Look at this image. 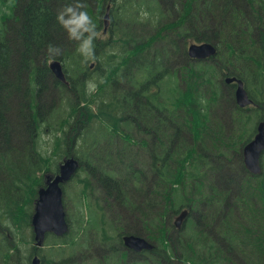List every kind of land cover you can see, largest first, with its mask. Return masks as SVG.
<instances>
[{"label":"trees","instance_id":"1","mask_svg":"<svg viewBox=\"0 0 264 264\" xmlns=\"http://www.w3.org/2000/svg\"><path fill=\"white\" fill-rule=\"evenodd\" d=\"M108 2L112 36L103 42L96 36L92 40L100 78L95 89L87 86L91 79L78 67L67 74L86 58L76 50L81 41L69 37L57 16L80 4L76 10L88 14L97 32ZM4 8L0 225L14 224L23 209L20 224L30 226L37 188L44 186L46 173L57 172L58 164L51 171L44 150L37 148L42 125L60 101L66 99L75 113L77 101H91L103 122L101 133H80L61 157L78 160L84 174L76 181L80 185L76 197L81 207L88 202L91 213L92 228L85 230L86 212L87 219L83 222L81 216L70 241L76 246L87 231L94 227L98 231L91 243L95 253L85 255L86 261L264 264V156L261 175L249 173L241 148L254 128L233 147L230 139L235 133L223 136L226 122L219 114L222 104L234 99L232 84L223 83L227 75L242 79L257 109L264 107V93L257 87L264 83V0H12ZM118 23L119 29L114 28ZM190 40L212 43L216 55L190 59L186 53ZM115 46L119 52L109 50ZM51 59L62 62L68 85L51 75L47 66ZM249 84L255 86L254 94ZM82 109L94 115L89 106ZM246 111L231 109L233 130L241 128ZM70 123L68 119L69 131L64 134L74 130ZM81 146L87 147L77 149ZM27 185L33 189L22 206ZM67 189L63 187V195ZM184 207L188 219L177 230L171 216ZM123 234L145 236L154 247L134 252L122 245ZM64 238L47 237L51 243H68ZM12 247L0 243L1 262L13 258L7 254ZM52 256H43L41 264H79L69 260L73 253L60 261ZM23 258L29 262V255Z\"/></svg>","mask_w":264,"mask_h":264},{"label":"rangeland","instance_id":"2","mask_svg":"<svg viewBox=\"0 0 264 264\" xmlns=\"http://www.w3.org/2000/svg\"><path fill=\"white\" fill-rule=\"evenodd\" d=\"M12 0H0V19L3 17V12L5 11V5L11 3ZM109 5V4H107ZM106 5V6H107ZM105 6V7H106ZM105 7L102 9V12L100 14V21L101 24L99 25V29L97 31L98 35L96 38L103 42L107 40L109 37H111L110 33V24L108 26V32L103 33V20L102 16L105 14ZM93 20L95 18L92 17ZM93 22V21H92ZM114 28L119 29V23L113 26ZM103 33V34H102ZM116 37H118V33L116 34ZM190 42L188 43H191ZM120 43H117L116 45H119ZM80 47L76 48L78 51ZM115 52H119L118 48L115 46L113 49ZM80 52V51H78ZM82 56L85 57L84 54L80 52ZM94 54V50H92V55ZM105 57L101 58V61H104ZM48 64V62H47ZM92 64V67L90 65ZM97 61L94 58H87L84 62L78 63L77 65H73V67L69 68L66 72L68 75L71 74V70L74 67H78L83 72L86 73L87 77L91 79L87 86L91 88H95V84L98 80H100L98 76V70L96 69ZM261 70L264 71V67H261ZM52 74V73H51ZM53 75V74H52ZM54 76V75H53ZM263 85L261 82L258 84V91L260 93L263 92ZM96 89V88H95ZM248 89L252 94L255 93L256 88L255 86L249 84ZM82 98V97H81ZM264 100V97H263ZM76 109L78 110L77 113H75V110L71 107V105H66V99L65 101H60L58 107L53 111L52 116L47 119V122L42 125V127L39 130V134L37 136V148L44 150V155L46 157V164L50 166V170L52 171L55 166L58 164V162L61 160V157L63 155L62 150H69L70 148H67L70 145V142L80 135V133L85 132L89 133L91 136L95 134H100L99 132V126L102 124V119L96 109L94 108L93 102L87 101V102H81L77 101L76 103ZM84 106H89L93 110V114L91 115L87 112H85L82 108ZM264 106V101H263ZM231 109H234L232 104H222L221 110L219 114L222 116L224 121L226 123L222 124V131L223 136H226V134L230 133L231 131H234V135L230 139V145L234 147L235 144H238L240 141H242L245 136L252 132L256 122H257V114L261 113L258 112L257 107H248V111L245 112V117H242L243 124L240 129L233 130L232 125V119H231ZM70 119L71 123L70 125L74 127V130L71 132H68L67 134H64V132L69 131L68 126L66 125V121ZM77 126H81L80 128H77ZM104 126L109 129V127L105 124ZM138 138H142V134L139 132L134 133ZM134 136V135H133ZM240 137V140H239ZM90 139V138H89ZM137 142V139H136ZM134 143V149L137 150V143ZM88 146V145H87ZM86 146V147H87ZM74 147V146H73ZM72 147V148H73ZM85 146L78 147L77 149H86ZM85 158V156H84ZM84 158L81 157V160L84 162ZM81 170V171H80ZM84 173L81 168L78 167L77 172L73 175V177L64 185L66 186L67 193L63 195V201L66 202L65 213L66 218L69 222V231L64 236L65 242H68L66 244L64 243H51L53 240L46 239L43 246H41L40 249H38V257L41 259L43 256L46 258H51L52 253L56 251L63 250V253L60 256H52L54 260L60 261L63 258H66L70 255V253H73V257L71 256L69 260L76 261L79 264H90L89 261H86L85 255H88L90 253H95L91 247V243L98 237V231L97 228H93L91 231H87L85 235H82L79 241H76V246H74L73 243H71L70 240H72V237L75 234V229L78 230V226L82 221H80V218L82 216L83 222L85 219H87L86 212L88 213V221L85 223L86 229H91L92 226L89 223V215H91L88 207V202L83 203V207L80 206L77 194L76 192L80 189V185H77L76 183L77 179L80 178ZM75 186V187H74ZM33 186L27 185L24 187V193L22 197V206L25 204L32 192ZM65 206V205H63ZM33 207V204H32ZM23 209L20 210V213L18 214V217L16 219V222L13 224L12 222H7L9 228L3 229L0 231V243H12L13 247L10 251H7L8 257L12 253L13 258L10 257V259H7L6 261H0V264H20L25 263L26 260L23 258L27 256L28 254L32 255L33 249H32V239H31V229L30 227H24V224H20V221L22 219L23 222ZM178 214V213H177ZM176 214V215H177ZM175 215V214H174ZM174 215L171 216V223H173ZM7 239V240H6ZM83 243L84 246H81L78 244ZM86 244V245H85ZM78 247V248H77Z\"/></svg>","mask_w":264,"mask_h":264},{"label":"water","instance_id":"3","mask_svg":"<svg viewBox=\"0 0 264 264\" xmlns=\"http://www.w3.org/2000/svg\"><path fill=\"white\" fill-rule=\"evenodd\" d=\"M108 8L103 16V33L109 26ZM187 56L195 60H204L213 57L216 54V47L210 42L190 43L186 48ZM49 70L55 79L62 84H67L61 62L53 59L49 62ZM224 84H236L235 101L239 107H245L251 104V100L244 89L242 80L235 76H225ZM242 161L250 173L260 174V158L264 152V114L262 120L256 125V134L242 147ZM79 167L78 161L74 157L65 158L59 165L58 173L53 177L46 175V185L37 190V197L34 202L33 213L31 215L30 225L33 231L35 245L40 247L43 243L45 234L52 232L57 236H62L68 231L66 214L62 204L61 183L71 179ZM188 211L186 209L175 217L174 225L177 229L182 227L185 222ZM123 245L135 252L142 250L150 251L154 245L145 237L139 235H123ZM30 264H40L37 256L31 259Z\"/></svg>","mask_w":264,"mask_h":264},{"label":"clouds","instance_id":"4","mask_svg":"<svg viewBox=\"0 0 264 264\" xmlns=\"http://www.w3.org/2000/svg\"><path fill=\"white\" fill-rule=\"evenodd\" d=\"M82 7L77 4L76 8L66 7L58 14L57 19L61 25L68 31L69 37L81 41L80 51L85 55V58H92V40L98 33L94 31L95 25L91 22L90 17L84 11H77L76 9ZM67 16V18H65ZM87 34V35H85ZM52 47L49 46V51ZM91 87V85H90Z\"/></svg>","mask_w":264,"mask_h":264},{"label":"flooded vegetation","instance_id":"5","mask_svg":"<svg viewBox=\"0 0 264 264\" xmlns=\"http://www.w3.org/2000/svg\"><path fill=\"white\" fill-rule=\"evenodd\" d=\"M230 90H231V92H232V94H233V96H234L235 86H234L233 84L231 85ZM231 104H232L233 108H234L235 106H237V105H236L235 98L233 99V101H232ZM231 118H232V113H231Z\"/></svg>","mask_w":264,"mask_h":264},{"label":"bare ground","instance_id":"6","mask_svg":"<svg viewBox=\"0 0 264 264\" xmlns=\"http://www.w3.org/2000/svg\"><path fill=\"white\" fill-rule=\"evenodd\" d=\"M142 145V144H141Z\"/></svg>","mask_w":264,"mask_h":264}]
</instances>
